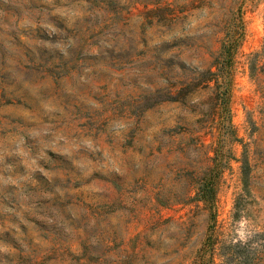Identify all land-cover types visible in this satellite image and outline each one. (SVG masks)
Listing matches in <instances>:
<instances>
[{
	"label": "rangeland",
	"instance_id": "obj_1",
	"mask_svg": "<svg viewBox=\"0 0 264 264\" xmlns=\"http://www.w3.org/2000/svg\"><path fill=\"white\" fill-rule=\"evenodd\" d=\"M213 224L264 234V0H0V264H192Z\"/></svg>",
	"mask_w": 264,
	"mask_h": 264
},
{
	"label": "trees",
	"instance_id": "obj_2",
	"mask_svg": "<svg viewBox=\"0 0 264 264\" xmlns=\"http://www.w3.org/2000/svg\"><path fill=\"white\" fill-rule=\"evenodd\" d=\"M218 176L211 173L207 177L200 179V185L196 187L195 194L189 198L204 204L211 211L213 220L215 218V207L217 198ZM215 222V221H214ZM214 224L212 230L200 250V253L192 261V264H216V255L221 262L219 264H259L264 255L263 243H259L260 238L264 239V234L256 233L247 240L238 241H217L214 239Z\"/></svg>",
	"mask_w": 264,
	"mask_h": 264
}]
</instances>
